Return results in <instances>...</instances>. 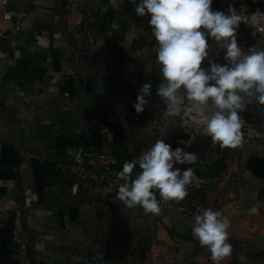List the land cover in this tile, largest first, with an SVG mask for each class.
<instances>
[{
	"label": "crops",
	"instance_id": "crops-1",
	"mask_svg": "<svg viewBox=\"0 0 264 264\" xmlns=\"http://www.w3.org/2000/svg\"><path fill=\"white\" fill-rule=\"evenodd\" d=\"M8 3L26 17L14 39H0V229L12 224L8 234L13 235L11 242L0 240V264L7 258L21 264H80L76 255L91 250L116 264H213L192 236L194 219H183L176 201L152 215L140 206L126 208L107 189L94 203L89 185L76 195L70 192L67 165L77 147L105 152L122 170L124 162L161 139L132 114L138 88L151 83L150 102L161 83L155 38L133 5L0 0V32L7 35L15 33L14 22L3 19ZM84 5L97 10L98 39L90 47L71 30ZM54 31L62 37L53 39ZM236 35L242 51L260 49L259 36L245 29ZM211 55L205 68L209 62L226 63L220 47ZM239 115L242 139L235 148H221L203 126L167 129L162 140L197 153L194 164L175 167L218 178L203 192L206 209L230 220L229 239L241 249L239 264H264V106L253 102ZM188 117L196 123L192 114ZM253 206L258 214H249ZM233 260L232 252L221 264Z\"/></svg>",
	"mask_w": 264,
	"mask_h": 264
},
{
	"label": "clouds",
	"instance_id": "clouds-1",
	"mask_svg": "<svg viewBox=\"0 0 264 264\" xmlns=\"http://www.w3.org/2000/svg\"><path fill=\"white\" fill-rule=\"evenodd\" d=\"M128 2L135 6L138 17H149L161 78L156 95L166 109L192 114L221 148L237 147L242 139L239 113L253 102L264 106V49L253 46L244 52L238 46L237 29L244 21L241 12L232 5L227 12L214 11L213 0ZM209 38L224 50L226 63L209 62L205 68L202 64L208 55ZM151 95V83L138 88L132 105L137 114L144 112ZM196 160L197 153L173 149L159 139L138 157L124 162L117 173L122 182L116 199L126 208L140 206L145 214L158 215L162 201L180 202L188 195L189 186H199L200 177L192 167H175L192 165ZM248 211L255 215L259 210L253 206ZM229 227L228 217L210 208L194 217L192 236L210 254L213 264H221L232 253Z\"/></svg>",
	"mask_w": 264,
	"mask_h": 264
},
{
	"label": "built area",
	"instance_id": "built-area-1",
	"mask_svg": "<svg viewBox=\"0 0 264 264\" xmlns=\"http://www.w3.org/2000/svg\"><path fill=\"white\" fill-rule=\"evenodd\" d=\"M231 5L238 13L241 12L244 17V21L237 30L245 29L253 35L259 36L262 40L260 49H264V10L258 5H253L252 0H233ZM11 8L12 6L8 3V9L4 11L3 19L14 22L15 33L7 35L0 32V39H14L16 32L19 31V27L26 17L25 12H14ZM96 14L97 10L95 8L84 5L80 22L71 29L77 41L88 47L94 45L98 39V33L94 26ZM51 37L57 40L62 35L54 31L51 33ZM164 106L169 117L174 118L178 115L169 112L165 104ZM67 169L72 177L70 185L71 194L76 195L83 185H89L90 192L88 197L91 203L95 202L102 189L116 192L118 184L122 182L117 176V173L121 170L115 169L110 163L109 156L98 149L83 146L77 147L67 165ZM194 171L200 177L199 186H189L187 189L188 195L184 200L177 202L179 214L186 220H193L195 215L206 210L203 192L214 188L218 181V178L214 175L201 174L197 168ZM157 199H160L158 192ZM160 206L163 209H167L170 205L168 202L162 201ZM76 257L79 259L80 264H116L114 261L107 259L105 254L100 250H91L82 255L78 253Z\"/></svg>",
	"mask_w": 264,
	"mask_h": 264
},
{
	"label": "rangeland",
	"instance_id": "rangeland-1",
	"mask_svg": "<svg viewBox=\"0 0 264 264\" xmlns=\"http://www.w3.org/2000/svg\"><path fill=\"white\" fill-rule=\"evenodd\" d=\"M231 1L232 0H213V3L211 5L212 10L214 11L220 10V11L227 12V9ZM260 1L262 5L264 6V0H260ZM114 2H117L119 4L122 2H123L122 4H125L124 2L129 3L128 0H116V1L113 0V3ZM138 2L139 0H137V3ZM132 7L134 9V5ZM140 19L143 22L144 30L149 31L151 33V27L148 24L149 17L147 16L140 17ZM208 43H209V47L207 49L208 55L205 58V62L202 64V67H205L206 60L213 53V51H215L217 47H219L215 43L213 38H209ZM132 109H133L132 114L136 116L137 119H139V121L143 122V126L146 127V129H149V131L152 134H154L155 137H157L158 139L160 137L161 139H163L162 137L166 138V136H162V134L167 133V129L168 131H171V129L176 128L177 126H179V128H185V129H188V128L194 129L196 127L199 128L202 126L196 123H192L191 119L188 117L190 115L188 113H186L187 116L181 114V115H177L174 118L169 117V115L165 111V106L162 103V101H160L159 97H157L156 99L150 100L149 104L145 107L144 112L141 114H137L134 108Z\"/></svg>",
	"mask_w": 264,
	"mask_h": 264
},
{
	"label": "trees",
	"instance_id": "trees-1",
	"mask_svg": "<svg viewBox=\"0 0 264 264\" xmlns=\"http://www.w3.org/2000/svg\"><path fill=\"white\" fill-rule=\"evenodd\" d=\"M252 4L253 5H258L260 6L263 10H264V6L262 5L260 0H252ZM33 169H34V161H33ZM203 174V173H201ZM6 229H0L2 230V232L0 231V240L2 243H8L11 242L13 235L8 234V228L11 229L12 231V224H6ZM229 243H231L232 245V252L234 254V260L232 262V264H239V260H238V254L240 253L241 249L238 245V243L232 239L228 240ZM5 264H21L18 260L13 259V258H7L5 260Z\"/></svg>",
	"mask_w": 264,
	"mask_h": 264
},
{
	"label": "bare ground",
	"instance_id": "bare-ground-1",
	"mask_svg": "<svg viewBox=\"0 0 264 264\" xmlns=\"http://www.w3.org/2000/svg\"><path fill=\"white\" fill-rule=\"evenodd\" d=\"M176 114L180 115V114H185L183 111H180V112H176ZM194 119V118H193Z\"/></svg>",
	"mask_w": 264,
	"mask_h": 264
}]
</instances>
